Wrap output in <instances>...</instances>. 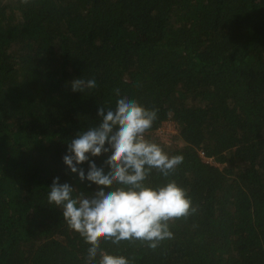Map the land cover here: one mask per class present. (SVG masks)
Segmentation results:
<instances>
[{
  "label": "trees",
  "instance_id": "16d2710c",
  "mask_svg": "<svg viewBox=\"0 0 264 264\" xmlns=\"http://www.w3.org/2000/svg\"><path fill=\"white\" fill-rule=\"evenodd\" d=\"M80 76L96 88L72 91ZM116 89L156 109L146 138L183 156L148 182L175 179L196 211L156 249L101 247L132 264H264V0H0V264H83L47 190L57 176L96 189L62 157Z\"/></svg>",
  "mask_w": 264,
  "mask_h": 264
},
{
  "label": "clouds",
  "instance_id": "9594fccd",
  "mask_svg": "<svg viewBox=\"0 0 264 264\" xmlns=\"http://www.w3.org/2000/svg\"><path fill=\"white\" fill-rule=\"evenodd\" d=\"M68 83L74 92L97 86L94 78L81 76ZM115 94V106L99 107V123L78 132L62 157L70 172L96 189L78 192L57 176L47 190V203L61 210L68 229L88 245L83 264H132L119 251L102 248L101 242L118 246L122 241H139L156 249L173 238L171 220L196 211L188 190L175 179L156 185L148 182L153 170L168 178L183 162L182 155H169L160 143L146 138L157 110L119 89ZM105 153L98 166L92 157ZM84 162L87 171L80 167Z\"/></svg>",
  "mask_w": 264,
  "mask_h": 264
},
{
  "label": "built area",
  "instance_id": "2783aa9c",
  "mask_svg": "<svg viewBox=\"0 0 264 264\" xmlns=\"http://www.w3.org/2000/svg\"><path fill=\"white\" fill-rule=\"evenodd\" d=\"M176 132V126L172 121H166L156 130L157 136L165 142H168L172 135ZM201 156L206 160L212 162L210 157H207L204 152H200Z\"/></svg>",
  "mask_w": 264,
  "mask_h": 264
}]
</instances>
